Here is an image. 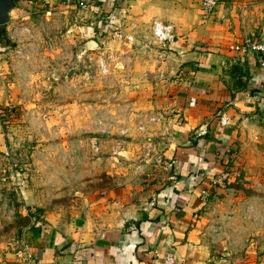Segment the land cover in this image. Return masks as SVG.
I'll return each mask as SVG.
<instances>
[{"label":"crops","instance_id":"crops-1","mask_svg":"<svg viewBox=\"0 0 264 264\" xmlns=\"http://www.w3.org/2000/svg\"><path fill=\"white\" fill-rule=\"evenodd\" d=\"M14 1L7 40L43 1L50 3L46 14L91 8L95 30L108 35L114 30L135 38L143 31L149 37L154 21L170 24L174 34L172 41L149 48L159 56L158 96L174 119L168 137L156 143L143 182L85 196L70 211L44 214L27 233L40 264H162L168 252L177 264H230L229 246L214 238L201 210L214 187L210 178L264 156V53L229 50L250 35L264 43V0H222L210 14L203 13L200 0ZM6 44L0 43V51ZM234 65L246 75L241 88L230 73ZM242 256L245 264H264V241L251 242ZM2 264L16 261L12 255Z\"/></svg>","mask_w":264,"mask_h":264},{"label":"rangeland","instance_id":"rangeland-1","mask_svg":"<svg viewBox=\"0 0 264 264\" xmlns=\"http://www.w3.org/2000/svg\"><path fill=\"white\" fill-rule=\"evenodd\" d=\"M41 3L0 51V264L44 214L143 182L174 119L156 90L150 31L124 45L114 30H95L91 8L46 14L50 3ZM94 37L99 48L85 49ZM253 159L224 168L228 179L211 187L201 210L214 238L229 246L230 264H245L250 243L264 241V156Z\"/></svg>","mask_w":264,"mask_h":264},{"label":"built area","instance_id":"built-area-1","mask_svg":"<svg viewBox=\"0 0 264 264\" xmlns=\"http://www.w3.org/2000/svg\"><path fill=\"white\" fill-rule=\"evenodd\" d=\"M219 2L220 0H200L201 10L204 14H210L219 4ZM16 31L17 29H14L13 34H15ZM150 32L151 39L148 41V45L150 44L159 47V45L170 42L174 39L172 26L161 21H154L151 25ZM112 38L120 42H131L134 40L133 35L116 31L112 33ZM229 50L241 55L247 54L249 52L264 53V43L259 41V39H257L255 36H247L240 42L230 45ZM90 55L91 54H88V59H94V56L91 57L92 55ZM103 61L104 60L102 58L97 59L102 71L106 72L108 69L106 68V65ZM225 170L226 169L210 178V184L212 186L228 179L229 171ZM201 193L202 195H206L205 190H202ZM13 258L16 261V264H40L39 259L32 250V247L28 244V242L25 241H23L20 246L15 249ZM162 264H177L174 254L171 252L166 253Z\"/></svg>","mask_w":264,"mask_h":264},{"label":"water","instance_id":"water-1","mask_svg":"<svg viewBox=\"0 0 264 264\" xmlns=\"http://www.w3.org/2000/svg\"><path fill=\"white\" fill-rule=\"evenodd\" d=\"M15 1L14 0H0V43L3 42L6 34L7 23L9 22V12L14 8ZM99 48V44L94 40L90 39L85 43V49H97ZM244 58H241V67L243 72L245 73V66L242 64ZM243 81L246 80V75H243Z\"/></svg>","mask_w":264,"mask_h":264},{"label":"trees","instance_id":"trees-1","mask_svg":"<svg viewBox=\"0 0 264 264\" xmlns=\"http://www.w3.org/2000/svg\"><path fill=\"white\" fill-rule=\"evenodd\" d=\"M3 41H6V37ZM230 73L233 75V77L236 79V84L239 88H241L242 85H244V82L242 81V75L241 68H239L237 65H234L232 69L230 70Z\"/></svg>","mask_w":264,"mask_h":264}]
</instances>
